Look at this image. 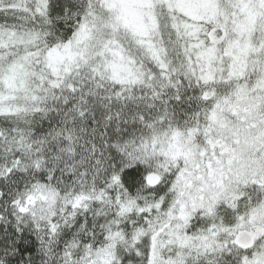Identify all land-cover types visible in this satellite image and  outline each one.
I'll use <instances>...</instances> for the list:
<instances>
[{
	"label": "snow or ice",
	"instance_id": "snow-or-ice-1",
	"mask_svg": "<svg viewBox=\"0 0 264 264\" xmlns=\"http://www.w3.org/2000/svg\"><path fill=\"white\" fill-rule=\"evenodd\" d=\"M0 264H264V0H0Z\"/></svg>",
	"mask_w": 264,
	"mask_h": 264
}]
</instances>
